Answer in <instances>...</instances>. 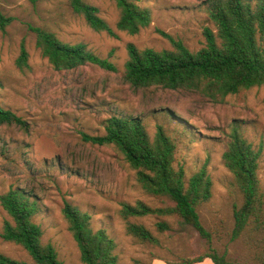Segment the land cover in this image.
<instances>
[{"label": "rangeland", "instance_id": "1", "mask_svg": "<svg viewBox=\"0 0 264 264\" xmlns=\"http://www.w3.org/2000/svg\"><path fill=\"white\" fill-rule=\"evenodd\" d=\"M88 1L116 36L91 29L72 13L68 0H0V11L11 18L5 31L0 30V105L26 122L25 129L0 123V194L19 186L36 197L40 211L35 221L44 230L43 241L52 243L66 264L83 263L62 215L65 201L89 213L93 229L103 228L116 242L119 264H166L162 259L193 258L210 247L241 259V244L229 240L234 206L240 205L241 196L229 185L232 176L222 164L221 154L237 124L253 147L262 148L258 176L264 181V86L222 99L185 89L135 88L123 78L126 45L171 49V37L192 51L200 49L204 27L213 28L204 0H140L141 6L150 9L152 21L133 35L115 28L118 11L112 0ZM29 26L46 28L67 43H85L102 57L111 54L116 70L93 64L55 70L35 48ZM22 40L28 67L19 70L15 60ZM111 115L139 117L151 137L157 125L163 124L177 141L175 166L181 165L187 174L206 163L212 196L197 210L212 234L210 244L192 227L173 218H167L172 229L163 234L156 231L154 216L130 219L157 235V246L138 243L125 233L119 216L121 203L140 200L165 206L171 202L144 193L135 171L112 145L83 139V133L103 134L104 121ZM7 217L0 205V230ZM0 252L30 261L23 248L1 237Z\"/></svg>", "mask_w": 264, "mask_h": 264}, {"label": "trees", "instance_id": "2", "mask_svg": "<svg viewBox=\"0 0 264 264\" xmlns=\"http://www.w3.org/2000/svg\"><path fill=\"white\" fill-rule=\"evenodd\" d=\"M112 1L118 11L117 30L133 35L151 23V11L140 5V0ZM68 4L72 13L91 29L116 36L114 29L99 15L98 8L88 0H68ZM203 8L213 25V28L204 27L203 47L192 51L181 40L171 37V49H139L128 43L125 81L135 88L196 91L210 99H222L264 86V0H204ZM10 21L11 18L0 11L2 32ZM29 30L34 34V45L40 56L55 70H70L86 64L116 70L111 54L102 57L85 43L64 42L54 32L40 26H29ZM15 65L19 70L28 67L24 40ZM0 123L26 127L22 117L1 105ZM103 125V134L83 133V139L98 145H112L135 171L144 193L171 202L165 206H151L140 200L134 204L121 203L119 216L124 221L125 233L138 243L157 246L160 244L158 236L130 219L154 216L156 231L163 234L172 229L167 218H173L179 224L192 227L210 244L212 234L201 223L197 210L212 196L213 182L206 163L190 174L181 165L175 166L177 141L163 124L157 125L153 137L139 117L111 115ZM228 137L221 161L232 176L229 185L241 196L240 205L234 206L229 240L241 244V259H232L226 252L219 254L210 247L193 258L176 262L162 259L166 264H195L205 258L213 264H264V181L258 176L262 148L253 147L237 124L232 126ZM0 205L8 216L1 226V239L19 245L30 256V261H25L0 252V264H66L59 259L55 246L43 241L44 230L35 221L40 208L30 191L10 187L0 194ZM61 211L83 264H119L116 242L103 228L93 229L89 213L68 201Z\"/></svg>", "mask_w": 264, "mask_h": 264}, {"label": "crops", "instance_id": "3", "mask_svg": "<svg viewBox=\"0 0 264 264\" xmlns=\"http://www.w3.org/2000/svg\"><path fill=\"white\" fill-rule=\"evenodd\" d=\"M206 261H210L211 264H213V262L209 259V258H205L202 262H199V263H195V264H204ZM155 264H161L160 262H157Z\"/></svg>", "mask_w": 264, "mask_h": 264}]
</instances>
